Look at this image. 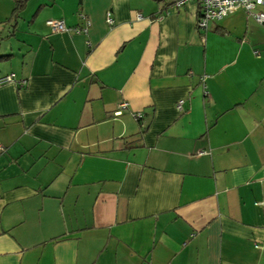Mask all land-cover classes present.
<instances>
[{
  "label": "crops",
  "instance_id": "0c3cea01",
  "mask_svg": "<svg viewBox=\"0 0 264 264\" xmlns=\"http://www.w3.org/2000/svg\"><path fill=\"white\" fill-rule=\"evenodd\" d=\"M14 6L0 264H264V22L236 10L198 30L195 1ZM80 14L85 33L45 24Z\"/></svg>",
  "mask_w": 264,
  "mask_h": 264
},
{
  "label": "built area",
  "instance_id": "2783aa9c",
  "mask_svg": "<svg viewBox=\"0 0 264 264\" xmlns=\"http://www.w3.org/2000/svg\"><path fill=\"white\" fill-rule=\"evenodd\" d=\"M186 1H195L198 4L199 14L196 20V28L198 30H205L210 20H218L236 10H243L252 15L256 21L264 22V10L261 9L264 6V0H173V7L177 8ZM80 18L82 19V25L67 26L62 19L58 18H48L45 24L51 31L55 32L85 33L90 21L84 14H80ZM105 20L108 24L112 23L109 11L105 13ZM11 82L16 83L18 86L24 84V80L17 79L14 73L0 76V85ZM120 106H126V103L123 102ZM177 108H181L180 103L177 104ZM118 113H120V110L114 111V114ZM132 115L135 119H139L142 116L140 112H134ZM197 153L202 154L204 151L199 150Z\"/></svg>",
  "mask_w": 264,
  "mask_h": 264
},
{
  "label": "trees",
  "instance_id": "16d2710c",
  "mask_svg": "<svg viewBox=\"0 0 264 264\" xmlns=\"http://www.w3.org/2000/svg\"><path fill=\"white\" fill-rule=\"evenodd\" d=\"M27 0H15V6L12 11V15L15 17L19 14V12L24 8Z\"/></svg>",
  "mask_w": 264,
  "mask_h": 264
}]
</instances>
